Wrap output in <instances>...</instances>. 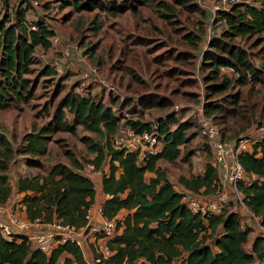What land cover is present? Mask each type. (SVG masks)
I'll use <instances>...</instances> for the list:
<instances>
[{"label":"trees","instance_id":"16d2710c","mask_svg":"<svg viewBox=\"0 0 264 264\" xmlns=\"http://www.w3.org/2000/svg\"><path fill=\"white\" fill-rule=\"evenodd\" d=\"M61 1L63 6L71 5L74 10L98 8L111 15L134 7L132 3L126 4L133 0ZM135 1L148 4L152 0ZM253 1L258 3H234L226 10H218L213 21L220 20L224 27L206 38L209 13L204 5L200 6L196 0L156 3L163 17L173 16L177 6L198 11L202 16L204 26L197 33L187 34L190 55L198 61L190 71L197 69L205 83L204 97L198 100L203 115L221 124V130H226L230 122L237 124V117L243 118L246 112L238 115L246 96L241 90L231 89L251 84L259 86L257 94L264 93V56H261L264 0ZM29 8L21 0L13 18L8 13L0 17V110L33 97L37 85L29 76L35 71L33 65H39L36 70L39 77H62L36 54L39 48L49 47L55 30L42 15L31 20L35 29L30 28L26 19ZM90 23L88 29L97 34L98 20L94 18ZM77 82L66 90L48 120L23 134L17 146L0 132V204L11 197L8 171L17 156H22L27 167L43 169L40 158L49 151L50 137L58 132L75 133L80 128L97 137L96 141L86 135L80 138L92 158L85 161L67 152L69 164L55 163L43 173L18 177L16 190L23 194L21 205L29 221L58 219L76 227L84 226L85 211L95 202L97 192L96 179L82 171L86 163H91L96 169L106 167L97 178L100 192L106 196L102 202L103 217L113 219L125 212L116 221V233L105 243L111 254L101 264H264V234L258 230L247 246L250 234L257 227L249 224L251 220L239 208L219 215H203L186 206L185 191L209 196L219 189L218 170L209 162V156L201 174L178 178L182 191L176 190L167 171L158 165L160 161L175 164L193 156L194 151L186 146L197 137L195 121L181 118L174 111L155 118L162 149L160 153L140 158L138 153L114 149L110 138L120 125L141 132L149 130L150 122L124 115L122 110L129 100L123 99L115 110L117 97L111 96L105 102L92 87L89 92H78ZM56 86V91H60ZM137 100L142 108H165L170 103L166 97L153 95H141ZM246 128L241 127L239 134ZM253 149L252 153L238 155L247 180L239 181L237 189L243 205L264 227V141L256 143ZM146 174L151 175L146 178ZM0 264H84V257L80 248L69 241L43 252L32 248L25 236L13 235L8 239L0 235Z\"/></svg>","mask_w":264,"mask_h":264},{"label":"rangeland","instance_id":"374dc122","mask_svg":"<svg viewBox=\"0 0 264 264\" xmlns=\"http://www.w3.org/2000/svg\"><path fill=\"white\" fill-rule=\"evenodd\" d=\"M20 1L5 0L0 17L8 13L11 14L10 18H13ZM102 1L108 2V0ZM158 1L160 0H152L148 4H139L135 0L128 1L126 4L132 3L134 7L130 6L124 11L111 15L107 10L98 8L74 10L71 5L63 6L61 0H25V5H30L26 19L34 20L42 15L53 26L58 37L57 43L50 44L47 49L39 48L37 51L44 52L49 58L62 59L64 66L68 67H64L63 72L60 73L62 77L56 79L39 77L36 75L39 65H33L35 71L29 76L37 81L34 95L27 102L18 101L0 110V132L4 133L14 146H17L23 134L45 123L66 90L80 78L81 65L75 59L78 56H81L88 65L96 68L100 77L118 90L119 93H111L103 91L100 86L95 88L97 95L104 97L105 102L111 96L118 98L115 110L123 99H127L128 106L123 108L122 112H128L132 119L141 118L153 123L155 118L174 111L181 118H191L198 124L202 113L198 100L204 97L203 93L206 89L205 83L201 80V73L197 69L194 72L190 71L194 68V62L196 61L197 64L198 61L190 55L191 46L187 40V34L197 33L201 26H204L203 18L198 11H191L182 6L176 7L173 16L163 17L159 15L160 11L156 6ZM165 1L175 4L173 0ZM196 2L203 6L211 1L196 0ZM94 18L100 24L97 34H93L88 29ZM223 27L220 20L207 22L204 38L212 32L219 33ZM237 41L245 44L244 40L237 39ZM201 44L205 45L203 42ZM67 45L72 48L71 56L63 54ZM90 47L93 49H89ZM257 49L258 47L254 50ZM56 84L60 88L58 92ZM258 88L259 86L247 84L231 89L232 91L241 90L246 96V103L241 106L238 115L246 111L243 115L247 118L237 117L238 123L232 125L230 122L226 130H221L223 126L215 123L226 141L244 135L245 131L239 134L241 127L247 126L246 129H249L258 122H264V93L257 94ZM141 95L166 97L170 103L165 108L157 106L142 108L137 100ZM214 96L219 95L214 94ZM85 135L97 140L94 134L82 132L80 128L75 133L53 134L48 143V153L40 158L44 165L43 169L27 167L22 156L16 157L8 171V185L11 195L18 196L19 204H22L23 194L17 193L16 190L18 177H24L28 173H43L46 168L55 163L69 164L67 152L85 161L93 157L87 153L85 145L80 141V138ZM186 147L189 151H196V139ZM184 153L186 152L183 151V155ZM193 155L194 157L185 161L179 160L175 164L160 162L162 168L171 177V181L177 186V191H180L177 185L179 177L198 175L203 169L206 157L199 159L196 152ZM149 176L150 174H146V178ZM96 194L99 195L97 192ZM237 195L236 192L231 194L233 197L230 205L232 208L237 207L243 211L239 201L241 196ZM101 199V195L96 196L97 202ZM124 213L122 211L117 218H121ZM249 224L256 226L253 220L249 221ZM248 245H250L249 242ZM90 255L91 257L97 255L92 247H90Z\"/></svg>","mask_w":264,"mask_h":264},{"label":"built area","instance_id":"2783aa9c","mask_svg":"<svg viewBox=\"0 0 264 264\" xmlns=\"http://www.w3.org/2000/svg\"><path fill=\"white\" fill-rule=\"evenodd\" d=\"M234 3L257 4L258 2L253 0H212L209 4H204L209 13L208 23L214 20L218 10H226ZM3 9L4 0H0V14ZM28 24L30 28L35 29L31 20H28ZM55 42H58L56 33L50 37V44H55ZM36 54L41 61L49 64L57 74L62 73L64 67H68L64 66L62 59L49 58L42 51H37ZM63 54L65 56L73 55L71 46L67 45ZM75 59L81 65L80 78L76 86L78 92H89L91 87L93 90L100 86L106 92L119 93L111 83L100 77L96 68L88 65L81 56ZM222 70L226 69L222 67ZM124 115L128 117V113H124ZM244 133L236 139L226 141L213 120L201 113L198 121L196 150L209 156V162L217 168L219 189L214 195L202 197L185 191L184 202L194 213L219 215L232 209L230 204L233 196L231 194L236 192L241 196L240 200L238 199L241 201V209L244 210L245 215L250 220L254 221L260 230L259 232L264 234V227L261 225L260 219L243 205L242 195L237 189V183L245 179V172L238 160V155L243 152L252 153L254 145L264 141V122L256 123ZM157 136L154 122L150 123L149 130L141 132H136L128 125H120L117 131L111 135L110 144L117 150L138 153L141 158L146 154L160 153L162 144ZM82 171L91 179L101 177L105 172V170L96 169L91 163H86ZM117 219L120 218L108 219L103 217L102 202H94L85 211L86 224L84 226L76 227L58 219L50 222H41L38 219L29 221L20 207L6 202L0 204V235L8 239L13 235L25 236L32 248L43 252H49L56 245L69 241L82 251L84 264H101L111 254L105 243L116 233ZM98 241L100 242L98 243ZM89 242L95 246L97 255L88 258L84 250Z\"/></svg>","mask_w":264,"mask_h":264},{"label":"crops","instance_id":"0c3cea01","mask_svg":"<svg viewBox=\"0 0 264 264\" xmlns=\"http://www.w3.org/2000/svg\"><path fill=\"white\" fill-rule=\"evenodd\" d=\"M232 140V139H231ZM195 152H196V156L197 157H199V159L200 158H203V157H206L205 159V161H204V166H203V169H202V171H201V173L203 172V170H204V167H205V164L208 162L207 161V158H208V156L207 155H204L203 153H200V152H198L197 150L196 151H194V154H195ZM192 157H194V155L192 156ZM191 157V158H192ZM161 162V161H160ZM160 162H158V165L159 166H161L160 165ZM163 162V161H162ZM162 167V166H161ZM104 170L106 171V167L104 168ZM201 173H199V174H201ZM151 175V174H150ZM196 176V175H195ZM168 177H169V179H170V181H171V177L168 175ZM99 182H100V180H98L97 181V178H96V183H97V193H99V195H101V201L100 202H103L104 201V199H105V196L100 192V185H99ZM172 183H174L173 181H171ZM177 185L179 186V188H180V191H182L183 190V187L177 182ZM177 186H175V188H176ZM185 190V189H184ZM98 194H96V196L98 197L99 196ZM18 198V196L16 195H11V197L9 198V200L7 201L8 203H11V204H14L16 207H20L21 208V210H23V207H22V205L21 204H19V200L17 199ZM16 202L18 203V204H16ZM95 202H97V200H96V197H95ZM100 202H97V203H100ZM243 212H244V210L241 212L242 214H243ZM258 228L256 229V228H254L253 229V232L250 234V236H249V243L251 244V242L253 241V238H254V235L255 234H258ZM260 231V230H259ZM100 241H98V243H99ZM90 247H92L94 250H95V246L94 245H92L91 246V243L89 242L88 244H86V246H85V250H84V253H85V255H87L88 257H91V255H90ZM88 251V252H87Z\"/></svg>","mask_w":264,"mask_h":264}]
</instances>
